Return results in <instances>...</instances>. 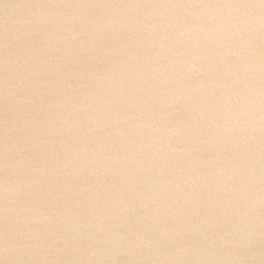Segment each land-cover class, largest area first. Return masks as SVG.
<instances>
[{"label": "water", "instance_id": "water-1", "mask_svg": "<svg viewBox=\"0 0 264 264\" xmlns=\"http://www.w3.org/2000/svg\"><path fill=\"white\" fill-rule=\"evenodd\" d=\"M0 264H264V0H0Z\"/></svg>", "mask_w": 264, "mask_h": 264}]
</instances>
